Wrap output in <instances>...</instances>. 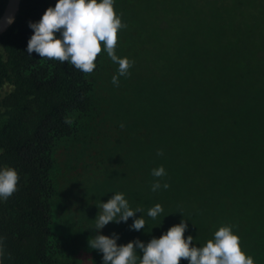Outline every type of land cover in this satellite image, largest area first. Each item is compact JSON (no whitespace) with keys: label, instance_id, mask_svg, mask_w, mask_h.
Listing matches in <instances>:
<instances>
[{"label":"trees","instance_id":"1","mask_svg":"<svg viewBox=\"0 0 264 264\" xmlns=\"http://www.w3.org/2000/svg\"><path fill=\"white\" fill-rule=\"evenodd\" d=\"M6 3L0 0V16ZM55 3L21 0L0 34V166L20 177L12 196L0 200L1 264H74L68 248L76 240L62 227L85 218L77 191L86 188L93 163L108 156L100 139L129 119L123 112V124L108 120L107 81L96 96L94 74L108 70L103 45L92 73L26 52L29 22ZM215 17L217 29L201 25L207 35L197 29L185 38L201 69L171 79L169 114L149 133L129 135L121 160L100 174H110L133 209L140 201L144 216L151 200L166 203L158 217L185 219L202 245L219 227L234 226L242 250L264 264V0H222ZM161 165L166 175L154 177ZM157 179L169 187L153 192Z\"/></svg>","mask_w":264,"mask_h":264},{"label":"rangeland","instance_id":"2","mask_svg":"<svg viewBox=\"0 0 264 264\" xmlns=\"http://www.w3.org/2000/svg\"><path fill=\"white\" fill-rule=\"evenodd\" d=\"M218 4H222V0H122L118 5L120 10L114 9L121 15V22L125 25L118 31L116 54L129 58L133 64L127 76L119 77V86H114L111 79L117 73L118 65L113 63L105 53L102 63L108 70L104 75L94 74L95 93L96 96L102 94V90H105L104 87L108 85L112 93L108 104L110 123L115 121L123 124L121 121L123 112L129 119L126 127H121L117 131L112 129L107 136L100 139L108 156L102 162L93 163V173L89 171L88 180L86 179L84 184L86 188H79L77 191L79 196L84 195V197L77 200L79 205L76 209L79 212L83 210L85 218H79L75 226L71 227L66 222V225L62 227L66 235L69 234L76 240L74 245L68 248L72 263L94 264L102 258V254L91 249L88 244V240L96 234L95 217L99 214L100 202H106L113 193H124V190L112 186L109 180L110 174H100V169L116 165L119 157L121 160L123 146L129 135H137L143 131L149 133L158 122L156 119L159 122L163 121L165 116L162 117V115L169 114V98L167 97H169L171 79L178 75L186 77L191 72L197 73L201 69L194 65L195 61L191 57L195 55H190L191 46L185 42V38L190 35L191 30L197 29H200L204 36L207 35L209 31L206 28L202 31L201 25L217 29L215 12ZM214 52L215 60L221 59V49H215ZM212 66L210 61L209 66L205 63L204 69L212 68ZM103 81H107L108 84L105 83L106 86H104ZM161 117L162 120H160ZM104 155L102 153L100 156L104 157ZM78 185L81 186V183ZM187 186L186 183L185 187ZM190 191L192 188L189 189ZM195 191L197 192L196 189ZM202 191L205 190L201 188ZM172 192L173 197L175 191L172 190ZM179 192L176 193L180 195ZM157 203L161 204L163 209L167 206L157 198L151 200L152 207ZM137 208L143 209L140 201ZM136 215L139 216L141 213ZM55 219L57 220L56 215ZM132 219L129 218L127 223L109 222L101 230V234H118V244H126L137 238L144 241L147 237H159L181 220L177 217L171 218L168 214L156 219L144 216L146 221L144 230L135 231L129 227ZM57 227L56 223L55 228ZM189 231L188 228L184 233L185 237L190 234ZM197 234L200 237L194 238L193 243L202 246L203 236L200 232ZM182 260L184 264L185 260L181 259L180 262Z\"/></svg>","mask_w":264,"mask_h":264},{"label":"clouds","instance_id":"3","mask_svg":"<svg viewBox=\"0 0 264 264\" xmlns=\"http://www.w3.org/2000/svg\"><path fill=\"white\" fill-rule=\"evenodd\" d=\"M114 4L115 0H56L38 21L29 22L32 35L26 52L30 56L35 52L41 58L67 63L81 72L92 73L103 45V51L118 65L111 82L119 86V77L129 74L133 61L116 54L118 31L125 25L121 22V15L114 10ZM6 22L13 23L14 17H8ZM157 154L162 155L161 152ZM151 174L160 178L166 175V171L161 165ZM19 179L16 168L0 166V200L12 196ZM161 187L167 189L169 185H161L157 179L151 190L155 192ZM162 212V205L157 203L148 209L147 216L156 219ZM137 213L141 215L137 216ZM129 218H133L129 226L131 230H144L146 221L142 209H133L123 192H115L106 202H100L99 214L95 217L96 234L88 244L102 254V264H180L181 259L187 264H255L254 258L242 250L240 237L232 225L219 227L212 239L202 246L193 243L191 234L185 237L189 227L185 219L146 243L137 238L118 244V234H101L109 222L127 223ZM3 255V238H0V257Z\"/></svg>","mask_w":264,"mask_h":264},{"label":"water","instance_id":"4","mask_svg":"<svg viewBox=\"0 0 264 264\" xmlns=\"http://www.w3.org/2000/svg\"><path fill=\"white\" fill-rule=\"evenodd\" d=\"M21 0H7L4 11L0 16V34L3 33L11 24L6 22L8 17H16ZM1 264V257H0Z\"/></svg>","mask_w":264,"mask_h":264}]
</instances>
